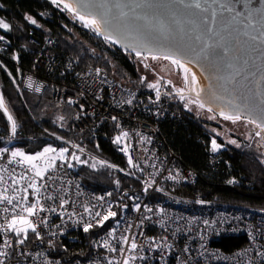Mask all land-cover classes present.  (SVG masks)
Masks as SVG:
<instances>
[{
	"label": "built area",
	"instance_id": "2783aa9c",
	"mask_svg": "<svg viewBox=\"0 0 264 264\" xmlns=\"http://www.w3.org/2000/svg\"><path fill=\"white\" fill-rule=\"evenodd\" d=\"M0 36L4 37L0 40V58L18 65L16 52L9 50L10 38L4 34ZM32 66L22 75L21 88L37 95L43 94L56 74L64 75L74 69L71 61H66L60 68L54 55L42 51L37 54ZM97 69L100 70L99 75ZM73 87L74 92L66 86L56 88L51 95L52 101L58 105L67 104L73 109L72 127L75 131L90 135L94 140L103 133L102 138L109 140L124 159V167L118 170L122 173L138 172L144 189L131 197L130 204L118 218L110 217L98 223L101 217L95 213L104 215L112 211V202L105 192L82 182L81 176L68 166L71 164L70 156L65 161L54 163L55 167L42 181L34 177L27 165L8 163L14 146L33 142L36 137L21 135L17 131L13 136L11 123L7 120L9 129L0 132V148L9 149L0 153V192L8 189L6 195L19 198L24 193L13 191V181L26 175L28 179L19 180L15 185L22 189L36 179L44 186L38 196L29 189L28 201L32 203L38 198L37 207L42 205L45 211L32 217L39 225V238L29 231V239L24 246L13 244L12 248H0V251L9 253L5 264H108L109 259L123 264L126 256L144 257L133 259L130 264H264V256L259 255L264 252V208L223 202L215 193L208 196L193 190L192 187L203 179L202 175L185 167L166 145L158 122L165 119L183 122L182 115L170 104L173 96L170 84L159 88L158 98L156 91L139 96L97 67L77 73ZM108 125L113 126L111 135L105 131ZM256 131L259 129H253L250 141L258 137ZM124 133L128 135L124 136ZM118 136L119 143L115 142ZM208 136L209 158L211 162L218 163L229 146L213 134ZM45 137L52 141V136ZM213 139L221 145L216 152L211 150ZM68 145L70 152L77 148L86 150V143L77 147L76 142L69 141ZM129 157L132 165L128 163ZM224 164L230 169L228 159H224ZM223 183L234 189L241 184V180L230 176ZM49 196L52 199H48ZM137 204L139 210L135 207ZM4 206L0 204V208ZM148 208L152 211H147ZM45 219L46 223L43 222ZM0 223H7V219L0 220ZM86 224H92L90 229L96 225L104 226L94 238L93 250L82 255L73 252L69 257H60L58 252L62 249L59 250L58 245L73 250ZM9 237L15 239L11 233L4 238ZM123 237H135L141 247L135 252L128 251L129 245L122 242ZM230 239L242 240V244L225 248ZM109 247L123 249L124 254L111 252Z\"/></svg>",
	"mask_w": 264,
	"mask_h": 264
},
{
	"label": "trees",
	"instance_id": "16d2710c",
	"mask_svg": "<svg viewBox=\"0 0 264 264\" xmlns=\"http://www.w3.org/2000/svg\"><path fill=\"white\" fill-rule=\"evenodd\" d=\"M33 19L35 24L31 23ZM0 20L10 26L7 31L0 29V34L10 38L9 50H14L18 57V65L0 58V92L15 120L17 133L36 137L33 142L18 145H25L26 150L33 151L45 142L63 146L74 141L77 147L86 143L85 151L75 149L79 162L71 157L70 163L85 185L106 193L112 202V211L116 212L115 218H118L120 212L130 204L131 197L144 189L139 173H122L118 170L124 167V159L109 140L102 138L103 133L94 140L90 135L75 131L72 127L73 109L67 104H56L51 95L56 88L64 86L74 92L75 75L97 67H101L107 76L120 80L139 96L153 93L155 89L148 87L150 82L147 79L141 81V77H144L139 71L141 59L133 52L124 51L116 44L91 34L74 20L72 12L51 0H0ZM41 51L54 55L60 68L64 67L66 61H71L74 69L64 75L56 74L42 95L30 94L21 88V77L25 71L31 70L35 57ZM171 93L170 104L182 115L183 122L165 119L159 121L158 125L166 145L181 159L183 165L202 175L203 179L192 189L208 196L215 193L223 202L264 208L263 136L250 141L248 127L253 125L246 122L232 125L221 116L213 120L197 117L178 99V93ZM8 129L9 123L0 110V132ZM105 131L111 135L113 126H105ZM209 134L217 136L229 146L218 163L211 162L209 158ZM45 136H52V141ZM232 140L236 144L231 143ZM224 159L230 161V169L225 166ZM230 176L240 179L241 184L234 189L225 186L223 181ZM103 227L96 225L88 232L83 230L73 250L58 245L59 250L62 249L58 252L60 257H69L73 252L82 255L93 250L94 238ZM240 244L242 240L230 239L224 247L230 249Z\"/></svg>",
	"mask_w": 264,
	"mask_h": 264
},
{
	"label": "snow or ice",
	"instance_id": "6c2138e0",
	"mask_svg": "<svg viewBox=\"0 0 264 264\" xmlns=\"http://www.w3.org/2000/svg\"><path fill=\"white\" fill-rule=\"evenodd\" d=\"M52 2L62 3L63 7L76 15L86 27L92 28L97 35L110 43H123L128 39L139 42L140 47L144 48L148 54L140 51L135 43L128 44L127 47L131 48L142 62L168 61L170 65L182 71L185 84L189 86V92L195 93V99L190 102L201 109L207 105V111L213 112L212 103L222 99V95L213 92L211 100H205L201 96L204 89L199 87L195 73L191 72L187 66L191 60L185 61L180 57L190 53L192 59L207 60L219 74L215 78L221 81L219 85L221 91L243 101L241 106L235 103V99L229 100L228 110L219 108L218 115L233 123L246 122L254 125L256 129H259L255 132L256 136L264 133V0H259L260 7L250 8L246 15L237 11L231 0H170L169 3L164 4L154 3L153 0H52ZM251 3L252 0H249V4ZM31 23L35 24L36 21L33 19ZM9 28L8 23L0 20V29L7 31ZM149 29L157 35L163 34L171 41L175 42L179 39L184 43H174L167 51H153L150 47L152 40L145 34ZM3 39L4 37L0 36V40ZM250 52L257 53L259 63H256ZM144 67L149 68L151 65L144 64ZM96 72L99 75L100 70L97 69ZM145 79L146 77H141L142 82ZM208 79L210 81L208 90L212 91L213 77L209 76ZM167 83L172 82L167 81ZM148 87L156 89L157 98L160 96L159 82L149 83ZM36 90L39 91V88ZM177 93L183 98V89H178ZM0 110H3L11 123V132L14 136L17 125L2 95H0ZM245 112L247 115L244 114ZM254 114L258 116L259 122L257 118H253ZM113 119L116 118L113 117ZM127 135L124 133V136ZM115 142H120L119 136ZM230 142L236 144L235 140ZM220 148L221 145L213 139L211 150L216 152ZM8 151L7 148H0V153ZM67 151L66 148L59 150L58 158L61 161L65 160ZM56 152L57 149L51 146L45 147L42 152L34 155L17 149L11 151V159L8 163L17 162L27 165L34 177L42 181L49 170L55 167L52 162L57 159V156H47V154ZM73 158L79 162V157L73 156ZM41 160L46 166L41 167L39 163ZM128 163L133 164L131 157ZM68 166L72 167L71 164ZM24 179L28 177L26 175L19 177V180ZM19 180L13 181V191H23V196L17 198L16 195H6L8 189L0 192V204L6 205L0 208V220L7 219V223H0V248H12L13 244L24 246L29 239V231L35 233L38 238L40 236L37 232L39 225L32 217L45 209L42 205L37 207L38 198L35 202L29 203L28 192L31 189L33 195L38 196L44 185L32 179L30 183L19 189L15 187ZM148 186L150 187L151 184L149 183ZM47 198L52 199L51 196ZM63 203L62 201L61 207ZM135 207L139 210L138 204ZM146 210L152 211L150 208ZM85 211L89 210L85 208ZM95 215L101 217L98 223H102L110 217H115L116 212L108 211L104 215L96 212ZM43 222L46 223V219ZM91 227L92 224H86L83 230L88 232ZM8 233H11L15 239L11 237L5 239ZM122 242L129 245L128 251L135 252L141 247L137 244L135 237H123ZM109 251H120L123 255L125 250L109 247ZM8 255L7 251H0V258H3L0 259V264H5ZM259 255L264 256V252H260ZM136 258L144 259L142 256H126L123 264H130V261ZM108 264H119V262L109 259Z\"/></svg>",
	"mask_w": 264,
	"mask_h": 264
},
{
	"label": "water",
	"instance_id": "95a60500",
	"mask_svg": "<svg viewBox=\"0 0 264 264\" xmlns=\"http://www.w3.org/2000/svg\"><path fill=\"white\" fill-rule=\"evenodd\" d=\"M153 2L157 3V4H164V3H169L170 0H153ZM231 3L233 4V6L236 8L237 11L242 12L245 15L247 14V12L250 8L260 7L259 0H252L251 4H249V0H231ZM145 34L147 36H149V38L152 40L150 47L153 49V51H158V50L159 51H167L168 48L174 43H180V44L184 43V41L179 40V39L175 42L171 41V40L167 39L163 34L157 35L151 29L146 30ZM133 43H135L137 48L140 51L144 52V54H148L144 48L140 47L139 42L134 41L132 39L125 40L123 43H116V46L122 48L124 51H131V52L135 53L134 51L131 50V48L127 47L128 44H133ZM250 55L252 56L253 59L256 60V63H259V59H257V53L250 52ZM180 58L182 60H187V61L191 60L192 66L196 70V77H197L198 85L200 88L204 89V91L201 93V96L205 100H211L213 92H216V93H219L220 95H222V97H223L222 99L215 100L212 103V107L214 109L219 110V108H225L226 110H228V107H227L228 101L233 100V99H235L236 104H239L241 106L243 105L242 99H236L233 96L226 94V93H223L221 91V89L219 87L221 81H219L218 79L215 78L219 74L208 63L207 60H204L202 58L192 59L190 53L187 55H182ZM209 76L213 77V79L211 81V83L213 85L212 91L208 90L209 89V83H210V81L208 79ZM186 93H189L190 95H192L193 98L195 97L194 92L186 91ZM244 114L247 115V112H245ZM253 118H257V120H258V116H256L255 114L253 115ZM258 122H259V120H258Z\"/></svg>",
	"mask_w": 264,
	"mask_h": 264
},
{
	"label": "rangeland",
	"instance_id": "374dc122",
	"mask_svg": "<svg viewBox=\"0 0 264 264\" xmlns=\"http://www.w3.org/2000/svg\"><path fill=\"white\" fill-rule=\"evenodd\" d=\"M74 20H76L78 23L81 24V26L83 28L85 27V29H86V26L84 25V23L81 20H79L76 15H74ZM87 28L89 29L88 31L93 32L94 35L96 34L92 30V28H90V27H87ZM97 36H99V35H97ZM99 38H101L102 40L106 41L102 36H99ZM134 55H136V54L134 53ZM140 62H139V71H140V73H142L144 75V77H146V79L150 83H157V82H159V88H161L164 84H167V81H171L172 82L170 84L171 92H173V93L176 92L177 93V90L178 89H183L182 95H184V96L182 98L181 95L179 94L180 96L178 95V99H180L181 101H183L184 104H185V107L188 108V110L191 111L193 114H195L197 117L200 116V117L205 118L206 120H213V118H210V117H215V118L216 117H218V118L220 117V115H218V111L219 110L214 109L213 112H208L207 111V106L204 109H201V108L197 107L196 104L190 102L191 100H194L195 97L193 98L192 95H190L189 93H186V91H189L188 90L189 86H187L185 84V81L183 79V73H182V71L179 70V69H177V68H175L174 66L170 65L168 61H163V60L162 61L147 60V61H143L142 62L140 60ZM144 64H149V65H151V67L145 68L144 67ZM166 71H168V72H166ZM120 83L122 84L121 81H120ZM126 88H128V87H126ZM155 91H156V89H155ZM0 95H1V92H0ZM230 122H231L232 125L233 124H239V122H237V123H233L232 121H230ZM254 128H255L254 125L252 127H248V129H249L248 130V133L251 134L250 139L254 135L253 134V129ZM262 135L263 134H261V136ZM48 146H51V147L57 149V152L56 153H49V154H47V156H53V155L57 156V159L55 161H53L52 163H56L58 160H60L58 158V154H59V150L62 149V148H66L68 150L67 153H65V157H66L65 160H67V158L69 156L73 158V156H77V154H78L75 150H73L72 152H70V146L68 144L62 146V145H57V144L55 145L52 142H45L44 145L40 146L39 148L34 149L33 151L26 150L25 145H16V146H14L12 148L11 151H15V150L19 149V150L23 151L26 154L34 155L36 153L42 152L43 149L45 147H48ZM39 163H40L41 167L46 166L44 164V161L43 160L39 161Z\"/></svg>",
	"mask_w": 264,
	"mask_h": 264
},
{
	"label": "bare ground",
	"instance_id": "6f19581e",
	"mask_svg": "<svg viewBox=\"0 0 264 264\" xmlns=\"http://www.w3.org/2000/svg\"><path fill=\"white\" fill-rule=\"evenodd\" d=\"M37 49H39V48H37ZM44 52H45V51H44ZM17 58H18V57H17ZM185 61H187V60H185ZM187 66L191 69V72L195 73V75H196V70H195V68L192 66V63H188ZM208 190H209V189H208Z\"/></svg>",
	"mask_w": 264,
	"mask_h": 264
},
{
	"label": "flooded vegetation",
	"instance_id": "af4514ba",
	"mask_svg": "<svg viewBox=\"0 0 264 264\" xmlns=\"http://www.w3.org/2000/svg\"><path fill=\"white\" fill-rule=\"evenodd\" d=\"M263 134H264V133H263ZM263 136H264V135H263ZM262 142H263V144H262V143H261V144L264 146V137H262Z\"/></svg>",
	"mask_w": 264,
	"mask_h": 264
}]
</instances>
